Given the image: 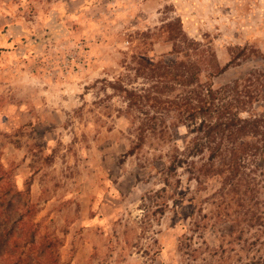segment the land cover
I'll use <instances>...</instances> for the list:
<instances>
[{"label": "rangeland", "instance_id": "obj_1", "mask_svg": "<svg viewBox=\"0 0 264 264\" xmlns=\"http://www.w3.org/2000/svg\"><path fill=\"white\" fill-rule=\"evenodd\" d=\"M158 63L263 72L264 0H0V264H264V188L242 207Z\"/></svg>", "mask_w": 264, "mask_h": 264}, {"label": "trees", "instance_id": "obj_2", "mask_svg": "<svg viewBox=\"0 0 264 264\" xmlns=\"http://www.w3.org/2000/svg\"><path fill=\"white\" fill-rule=\"evenodd\" d=\"M230 64L220 69L214 68L210 78L225 73ZM157 67L162 69L160 78L182 87H192L191 96L162 103L168 108L172 104L174 109L186 114L187 119L195 124L193 133L198 154L208 152L209 163L219 164L216 170L223 178V183L233 193L242 196V207H247L254 200L249 195L254 194L256 197L260 193L259 189L264 188V71L249 70L231 84L214 89L212 83H199L197 71L186 80L183 63H158ZM123 92L132 96L126 90ZM144 98L156 104V99L149 96ZM179 166L172 163L170 169L176 170ZM13 232L14 229L10 234ZM1 236L2 232L0 245L3 242ZM33 239L30 237V241ZM41 248L42 243L38 250ZM16 258L9 253L5 264H19L21 260Z\"/></svg>", "mask_w": 264, "mask_h": 264}]
</instances>
